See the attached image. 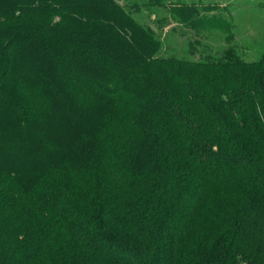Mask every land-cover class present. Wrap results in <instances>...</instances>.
I'll return each mask as SVG.
<instances>
[{
    "label": "trees",
    "instance_id": "16d2710c",
    "mask_svg": "<svg viewBox=\"0 0 264 264\" xmlns=\"http://www.w3.org/2000/svg\"><path fill=\"white\" fill-rule=\"evenodd\" d=\"M219 6L0 0V264H264V48Z\"/></svg>",
    "mask_w": 264,
    "mask_h": 264
},
{
    "label": "rangeland",
    "instance_id": "374dc122",
    "mask_svg": "<svg viewBox=\"0 0 264 264\" xmlns=\"http://www.w3.org/2000/svg\"><path fill=\"white\" fill-rule=\"evenodd\" d=\"M121 4L131 3L133 0H117ZM185 2H199L204 4L218 3L220 9L227 7L226 10H213L211 13H220L223 15H230L233 21L236 22L237 28L232 31L234 40L239 41L243 51H246L249 58L259 57L264 48V0H183ZM148 14V13H147ZM150 22L155 21L153 14ZM149 22V23H150ZM154 25L157 28V24ZM173 25L166 28L171 30ZM164 31V32H165ZM169 33V32H168ZM194 35L195 32L192 30ZM198 35V34H197ZM178 41H183L184 38L180 35L177 37ZM243 45H245L243 47Z\"/></svg>",
    "mask_w": 264,
    "mask_h": 264
}]
</instances>
